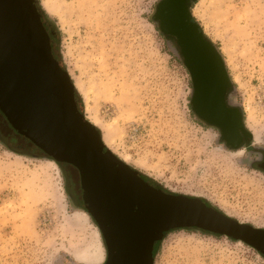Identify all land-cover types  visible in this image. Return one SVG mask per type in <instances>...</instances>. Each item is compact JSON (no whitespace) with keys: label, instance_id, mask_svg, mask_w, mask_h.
Returning a JSON list of instances; mask_svg holds the SVG:
<instances>
[{"label":"rangeland","instance_id":"1","mask_svg":"<svg viewBox=\"0 0 264 264\" xmlns=\"http://www.w3.org/2000/svg\"><path fill=\"white\" fill-rule=\"evenodd\" d=\"M162 1L37 0L57 32L54 53L78 107L106 148L154 188L198 198L264 230V179L247 166L244 145L228 146L193 111L190 74L156 15ZM188 6L222 62L229 102L258 143L264 0H189ZM32 152L19 155L0 142V264H90L88 254L104 246L80 200L77 171ZM203 232L167 233L153 264H264L244 243Z\"/></svg>","mask_w":264,"mask_h":264},{"label":"water","instance_id":"2","mask_svg":"<svg viewBox=\"0 0 264 264\" xmlns=\"http://www.w3.org/2000/svg\"><path fill=\"white\" fill-rule=\"evenodd\" d=\"M156 15L162 31L177 34L183 45L194 82L193 111L219 126L228 146L237 147L228 138L233 126L206 104L209 90L199 85L196 74L199 57L211 54L219 78L210 93L221 106L227 80L218 54L195 24H188L184 0H163ZM0 110L47 157L78 170L84 209L103 240V264H153L154 244L164 233L190 228L242 242L264 256L263 229L240 224L198 198L154 188L106 148L77 108L74 86L52 55L35 0H0Z\"/></svg>","mask_w":264,"mask_h":264},{"label":"flooded vegetation","instance_id":"3","mask_svg":"<svg viewBox=\"0 0 264 264\" xmlns=\"http://www.w3.org/2000/svg\"><path fill=\"white\" fill-rule=\"evenodd\" d=\"M188 4H189V0H184L185 8H186V10L190 16ZM36 8H37L38 13L40 14L38 7H37V4H36ZM41 22L43 24L42 16H41ZM158 22L161 26L162 19H159ZM191 23L195 24L194 20L190 16L188 24H191ZM43 26L45 28L44 24H43ZM195 26L197 27L196 24H195ZM197 30L201 34V31L198 27H197ZM47 33H48L49 37L51 38L48 31H47ZM164 35L166 36L168 41L171 42V44L178 49V52L181 56V60L183 61L184 65L186 67V57H185V53L183 50V45L181 43H179L180 42L179 36L177 34H173L171 32H166V31H165ZM201 36H202V34H201ZM202 38L204 39L203 36H202ZM213 50L215 51V49H213ZM212 60H213L212 55L204 52V55H201L199 57V67L196 71V74L199 78V82L201 83V84L199 83V85H206L205 89L209 90V95L205 97V102L209 106L210 109L219 113V116L222 117L221 120H223L229 127L233 126V129H234L233 133H231L230 137H228V138L237 147L244 145L243 147H244V151L246 154L247 166L252 170L258 171L261 174L262 178L264 179V136L261 137V139L258 143H256V142H254V138H253L252 133L243 128L240 113L237 111L236 107L234 105H232L228 100L229 99V96H228L229 88H228L227 84L224 87V91L222 93V96L219 97V100H221L220 101L221 106H218L216 103H214L213 95L210 92H211V90H213L212 87H215V84H217V79L219 78L218 77L219 71L217 68L212 67V64H211ZM188 72H189V70H188ZM189 74H190V72H189ZM190 77H191V74H190ZM221 79L223 80L222 76H221ZM191 80H192V78H191ZM192 85H193V90H194L193 80H192ZM200 87L203 88V86H200ZM4 119L6 120L4 114L0 110V136L4 137V139H6L8 141V143H9L8 146L11 149L17 150L20 152L22 150L23 140H26V139L23 136H21L18 132H16L9 125L8 122L7 123L11 127L12 132L9 134H7V133L5 134L2 131V126L4 125L3 124ZM209 125L214 127L219 132L222 140L224 142H226L225 139H223L222 129L219 126L214 125V124H209ZM239 150H241V149H239ZM63 164H65V163H63ZM67 165L71 166L69 164H67ZM74 169L77 171L78 176H79L78 170L76 168H74ZM79 186H80V191H81L80 192V200H81L82 205L84 207V202H83V198H82L83 191H82V188L80 185V176H79ZM78 196L79 195L76 192L73 194V197L76 200H78Z\"/></svg>","mask_w":264,"mask_h":264},{"label":"trees","instance_id":"4","mask_svg":"<svg viewBox=\"0 0 264 264\" xmlns=\"http://www.w3.org/2000/svg\"><path fill=\"white\" fill-rule=\"evenodd\" d=\"M36 4H37V7H38V10H39V12H40V14H41V16H42V19H43V24L45 25V29L49 32V34H50V36H51V38H50V43H51V52H52V55H53V57H54V59L59 63V65L61 66V68L64 70V68H63V66H62V63L60 62V60H59V58L55 55V53H54V47H53V45H54V40H56V38H57V32H56V30L51 26V24H49V22H48V20H47V16H45V14H44V12L40 9V7H39V5H38V2H37V0H36ZM77 97H78V95H77V93H76V91H75V102H76V105H77V108L79 109V107H78V103H77ZM79 111L82 113V111L79 109ZM3 124H5L6 125V127H7V131L5 130V129H3V126H2V131L6 134H9V133H11L12 132V130H11V127L8 125V123H7V120H3ZM0 142L3 144V145H5L9 150H11V151H13V152H15V153H17V154H19V155H24V156H32L33 155V150L34 151H37V153L39 152V153H41L42 155H44L45 156V154L41 151V150H39L36 146H34L29 140H23V146H22V150L19 152V151H17V150H13V149H11L8 145H9V143H8V141L6 140V139H4V137H2V136H0ZM43 156V157H44ZM49 158V157H48ZM60 167L62 166V165H65V166H68L67 164H63V163H57ZM165 192V191H164ZM167 193V192H166ZM203 201V200H202ZM207 206H209L208 204H207V202H205V201H203ZM190 229H193V228H190ZM177 230H184V229H177ZM185 230H188V229H185ZM172 231H174V230H171V231H168V232H166V233H164L163 234V237L167 234V233H170V232H172ZM202 232V231H201ZM203 233H206L207 234V232H203ZM208 234H210V233H208ZM211 235V234H210ZM159 242H156L155 244H154V247H153V252H152V255L154 256V249H155V246H156V244H158Z\"/></svg>","mask_w":264,"mask_h":264},{"label":"bare ground","instance_id":"5","mask_svg":"<svg viewBox=\"0 0 264 264\" xmlns=\"http://www.w3.org/2000/svg\"><path fill=\"white\" fill-rule=\"evenodd\" d=\"M239 242V241H238ZM101 246L95 247L87 256V261L90 264H102L105 259V255Z\"/></svg>","mask_w":264,"mask_h":264}]
</instances>
